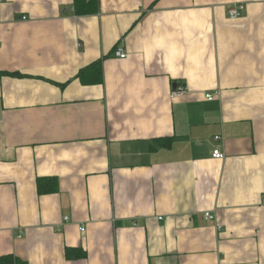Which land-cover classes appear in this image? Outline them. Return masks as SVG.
<instances>
[{"label": "crops", "instance_id": "crops-1", "mask_svg": "<svg viewBox=\"0 0 264 264\" xmlns=\"http://www.w3.org/2000/svg\"><path fill=\"white\" fill-rule=\"evenodd\" d=\"M39 178L57 192L39 195ZM8 255L264 264V0H99L87 16L74 0H0Z\"/></svg>", "mask_w": 264, "mask_h": 264}, {"label": "trees", "instance_id": "trees-1", "mask_svg": "<svg viewBox=\"0 0 264 264\" xmlns=\"http://www.w3.org/2000/svg\"><path fill=\"white\" fill-rule=\"evenodd\" d=\"M99 10V0H74V12L77 16H87L97 14ZM39 195L53 194L58 190V181L53 178L37 181ZM69 258H83L85 253L78 250H70L67 253ZM0 264H16L12 255L0 257Z\"/></svg>", "mask_w": 264, "mask_h": 264}, {"label": "built area", "instance_id": "built-area-1", "mask_svg": "<svg viewBox=\"0 0 264 264\" xmlns=\"http://www.w3.org/2000/svg\"><path fill=\"white\" fill-rule=\"evenodd\" d=\"M244 8L245 7L243 5L231 8L228 11L229 19L230 20H238V19H240L242 17ZM115 54H116L117 57H119L121 59H125L126 56H127L126 52H125V50L123 48L117 49ZM186 91H187L186 87H178L177 91L173 93L172 98L173 99H181L185 95ZM206 99L209 100V101H212L214 99V96L209 94V95L206 96ZM216 139L218 140L219 137H216ZM213 158L221 160V159L225 158V154L220 149H216L213 152ZM205 216L209 220L214 219V216H212L210 213H206ZM68 220H69L68 217H66L65 221H68ZM81 231L84 232L85 228H81Z\"/></svg>", "mask_w": 264, "mask_h": 264}]
</instances>
